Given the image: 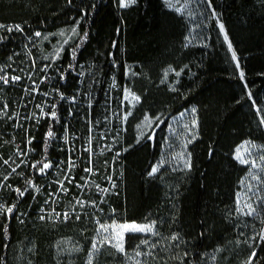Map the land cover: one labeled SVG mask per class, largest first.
Instances as JSON below:
<instances>
[{"label":"trees","instance_id":"1","mask_svg":"<svg viewBox=\"0 0 264 264\" xmlns=\"http://www.w3.org/2000/svg\"><path fill=\"white\" fill-rule=\"evenodd\" d=\"M207 2L215 13L210 29L200 42L189 44L186 20L161 0H136L128 8L119 0H0V22L28 24L26 31L39 29L42 37L76 26L73 42L64 49L65 64L91 60L107 72L117 61L122 83L128 64L142 73L135 88L142 102L133 116L147 117L150 127L137 129L133 116L127 123L123 178L101 216L112 210L120 222H155L153 235L125 236L126 252L149 241L151 252L143 264H204L209 255L216 263L227 258V264H264V216L237 214L235 197L245 167L233 158L244 140L264 143V0ZM20 40V34L0 31V60ZM168 67L180 71L172 88L158 85ZM69 76L70 70L65 79ZM191 105L197 110L198 135L188 149L190 168L176 178L149 176L168 120ZM61 120L58 104L39 135L41 166L53 157L51 141ZM85 218L58 224L73 227L85 240L78 264H125V256L109 246L92 251L95 224ZM42 225L53 224L31 219L20 225L12 213L3 218L0 264H14L9 253L20 232L42 233Z\"/></svg>","mask_w":264,"mask_h":264},{"label":"built area","instance_id":"2","mask_svg":"<svg viewBox=\"0 0 264 264\" xmlns=\"http://www.w3.org/2000/svg\"><path fill=\"white\" fill-rule=\"evenodd\" d=\"M0 25V31L21 36L0 60V221L12 213L20 225L31 219L58 225L92 213L88 217L98 223L107 194H116L123 178L128 102L119 64L107 72L91 60L65 64L64 49L76 26L46 58L39 29ZM58 104L62 120L51 141L53 157L43 169L37 143Z\"/></svg>","mask_w":264,"mask_h":264},{"label":"rangeland","instance_id":"3","mask_svg":"<svg viewBox=\"0 0 264 264\" xmlns=\"http://www.w3.org/2000/svg\"><path fill=\"white\" fill-rule=\"evenodd\" d=\"M161 1L169 10L175 11L186 20L188 30L186 36L187 43L192 44L200 42L203 36L209 31L211 19L215 17V13L214 11H211L207 0ZM135 3L136 0L130 6ZM69 32V28H62L54 32L43 34L41 50L46 58L50 57L56 49L62 45ZM73 39L74 36L68 44L72 43ZM177 73H179V75H177ZM141 74L142 73L135 70L134 64L127 65L124 81L125 96L126 93H131V95L139 98L138 101L133 100L131 95L126 98L128 102V122H130V119L142 102L141 95L135 91L138 79H141ZM160 75L161 77L159 78L158 85H167L169 88H172L180 76V71L173 67H168L163 70ZM132 120L137 129L150 127V121L140 115L133 116ZM193 122H195V127H193ZM262 126L264 129V119L262 120ZM197 135V110L194 105H191L168 120L167 128L162 139L161 150L148 175L156 177L161 174L160 178L162 180L166 179L169 174H172L176 178L179 173L188 170L190 168V154L188 149L197 139ZM238 151L241 154V158L247 161V163H241L240 160L236 158ZM233 158L240 165L245 167V173L239 182L236 192V212L238 215H249L248 213L251 212L252 214L249 216H257L263 219L264 143L244 140L234 148ZM153 168H156L157 171L150 175ZM108 197L109 194L106 196V201L108 200ZM247 205H250V207H247ZM98 210L94 211L97 213ZM96 213L94 214L97 215ZM113 214V211L109 210L108 214L101 216L98 223L93 222L95 227L92 231V251L93 244H96L97 249L109 246L116 253L125 256V264H143L144 258L151 252L149 241H146L145 239L144 241L146 242L136 244L133 250L126 252L125 236L127 234H140L144 237L153 235L155 233V222L150 220H144L141 222H120L112 218ZM91 215L92 213L88 216ZM84 220L88 219L85 218ZM121 224H147L151 225L153 230L151 232L143 233L125 232L123 239L124 251L120 252L112 246L115 243V240L112 239V236L114 235V233H112V226H118ZM42 226L44 229L42 233L20 232L17 236L16 242L10 248L9 257L11 262L14 264H78L80 255L83 252L85 240H81V238L75 234L74 228L58 225ZM103 227H108L109 231H102L101 229ZM226 259L220 258L216 263L214 262L212 255H209L208 260H206L204 264H227Z\"/></svg>","mask_w":264,"mask_h":264},{"label":"snow or ice","instance_id":"4","mask_svg":"<svg viewBox=\"0 0 264 264\" xmlns=\"http://www.w3.org/2000/svg\"><path fill=\"white\" fill-rule=\"evenodd\" d=\"M134 2H135V0H120L119 6L122 7V8L123 7H128ZM0 27H3V26L0 25ZM220 27H221V31L223 32V30H224L223 29V25H221ZM17 30H19L18 27H17ZM73 31H75V30H73ZM36 35L39 36L40 34L37 33ZM225 40L227 41V36L225 37ZM229 51H232L231 44H229ZM232 59H233V61L237 60V57H236L234 52H233V55H232ZM237 67H239L238 64H237ZM177 75H179V73H177ZM241 78H243V73H241ZM14 79H19V78L16 77ZM129 95H131V93H126V98H128ZM131 98L133 100H136V101L139 100V98L134 96V95H131ZM145 119H147V117H145ZM193 127H195V122H193ZM48 136L51 137L52 133L49 132ZM236 158L238 160H240L241 163H247V161H245L244 159L241 158V154H240L239 151L237 152ZM48 167H49L48 164H44L43 165V169H46ZM43 169H41V171H43ZM156 171H157V169L153 168L152 169V173H150V175L154 174ZM20 195L22 196L23 192H20ZM247 207H250V205H247ZM7 211L11 212L12 209L9 208V209H7ZM248 214L251 215L252 213L250 212ZM101 230L104 231V232H108L109 231L108 227H103ZM152 230H153L152 226L151 225H147V224H145V225L121 224V225H118V226H112V233H114V235L112 236V239L115 240V243L112 246L115 247L117 249V251L123 252L124 251L123 239H124V233L125 232H140V233H143V232H151ZM260 238L262 240H264V234H262ZM173 239H176V237H173ZM96 250H97L96 244H93V251H96ZM90 264H91V262H90Z\"/></svg>","mask_w":264,"mask_h":264},{"label":"water","instance_id":"5","mask_svg":"<svg viewBox=\"0 0 264 264\" xmlns=\"http://www.w3.org/2000/svg\"><path fill=\"white\" fill-rule=\"evenodd\" d=\"M221 25H222V24H221ZM223 28H224V26H223ZM253 256H254V252L252 253V255H251L250 259H251Z\"/></svg>","mask_w":264,"mask_h":264}]
</instances>
